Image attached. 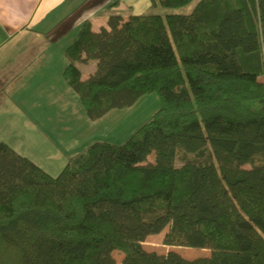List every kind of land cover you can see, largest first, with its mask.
I'll use <instances>...</instances> for the list:
<instances>
[{"label": "trees", "instance_id": "16d2710c", "mask_svg": "<svg viewBox=\"0 0 264 264\" xmlns=\"http://www.w3.org/2000/svg\"><path fill=\"white\" fill-rule=\"evenodd\" d=\"M108 26L84 22L65 51L85 112L152 92L161 107L57 176L0 142V264H264V0H151ZM166 228L164 245L211 253L146 250Z\"/></svg>", "mask_w": 264, "mask_h": 264}, {"label": "crops", "instance_id": "0c3cea01", "mask_svg": "<svg viewBox=\"0 0 264 264\" xmlns=\"http://www.w3.org/2000/svg\"><path fill=\"white\" fill-rule=\"evenodd\" d=\"M150 6L151 0H0V142L45 169L98 141L93 130L132 106L90 118L63 77L65 51L84 22L101 40L103 28L113 32L111 15L127 20ZM97 64L76 63L83 79Z\"/></svg>", "mask_w": 264, "mask_h": 264}, {"label": "rangeland", "instance_id": "374dc122", "mask_svg": "<svg viewBox=\"0 0 264 264\" xmlns=\"http://www.w3.org/2000/svg\"><path fill=\"white\" fill-rule=\"evenodd\" d=\"M260 79L263 80L264 77H261ZM160 107L161 102L158 94L156 92L148 93L140 97L131 109L123 110L120 111V113L113 115L112 122H109L108 120L100 123L97 127V131L96 128L93 130V133H96L95 138L98 139V141L123 144L141 125L149 121ZM154 158V154L149 156V160L153 162ZM66 164H63V166H59L58 163H52V165L44 164L43 167L51 175L57 176L61 173ZM168 230L169 228H166L159 234L148 236L146 241L143 242L144 248L148 251H156L161 254H166L173 250L187 259H195L197 257L207 256L211 253L209 249L164 245L163 238ZM113 256L116 260V264H123V253L116 250L113 252Z\"/></svg>", "mask_w": 264, "mask_h": 264}]
</instances>
